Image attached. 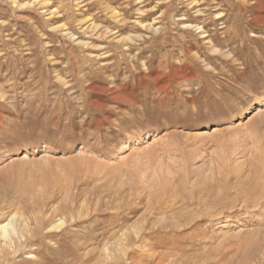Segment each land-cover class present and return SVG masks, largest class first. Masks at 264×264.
I'll return each mask as SVG.
<instances>
[{
	"label": "rangeland",
	"instance_id": "374dc122",
	"mask_svg": "<svg viewBox=\"0 0 264 264\" xmlns=\"http://www.w3.org/2000/svg\"><path fill=\"white\" fill-rule=\"evenodd\" d=\"M10 220L0 264H264V0H0Z\"/></svg>",
	"mask_w": 264,
	"mask_h": 264
},
{
	"label": "bare ground",
	"instance_id": "6f19581e",
	"mask_svg": "<svg viewBox=\"0 0 264 264\" xmlns=\"http://www.w3.org/2000/svg\"><path fill=\"white\" fill-rule=\"evenodd\" d=\"M39 3V2H38ZM41 3H42V1H41ZM44 3H47V2H44ZM43 4V3H42ZM51 4V3H50ZM15 5H17V4H15ZM27 5V4H26ZM25 5V6H26ZM24 6V5H23ZM48 6V5H47ZM44 8H46V7H44ZM50 9V8H49ZM53 11H54V9H53ZM58 14V13H57ZM52 17V16H51ZM259 18V17H258ZM261 19V18H260ZM184 24V23H183ZM217 128H215V130H216ZM214 132V131H213ZM166 195V194H165ZM247 201L249 200L248 198L246 199ZM257 202V201H256ZM245 203V202H244ZM252 204H256V203H254V201L252 202ZM251 204V206H253ZM260 204V203H259ZM258 204V205H259ZM227 207V206H226ZM257 207V206H256ZM188 213V212H187ZM195 215V214H194ZM191 220V219H190ZM16 221V220H15ZM14 220H10V222L8 223V224H6V225H3V226H0V232H1V235L0 236H2V237H4V238H10L13 234H16V233H19L20 231V229H21V227H22V225H21V221L19 222V223H14L15 222ZM189 221V220H188ZM56 224H58V223H56ZM61 225V223L60 224H58L57 225V227L58 226H60ZM12 226V227H11Z\"/></svg>",
	"mask_w": 264,
	"mask_h": 264
}]
</instances>
